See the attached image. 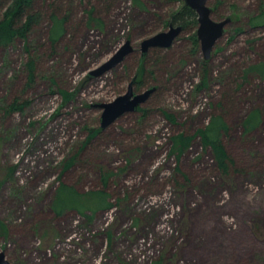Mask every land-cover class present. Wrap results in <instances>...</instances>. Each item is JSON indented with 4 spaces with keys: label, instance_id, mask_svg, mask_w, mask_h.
Wrapping results in <instances>:
<instances>
[{
    "label": "rangeland",
    "instance_id": "1",
    "mask_svg": "<svg viewBox=\"0 0 264 264\" xmlns=\"http://www.w3.org/2000/svg\"><path fill=\"white\" fill-rule=\"evenodd\" d=\"M102 1L36 0L42 18L27 38L0 46V250L10 264H264V72L249 69L264 63V25L251 24L264 0H209L212 19L231 18L209 57L191 39L198 24L151 48L153 74L134 90H159L105 128L97 104L126 91L140 42L184 2L115 0L101 28L86 25L85 9ZM50 5L72 14L55 40ZM127 39L133 52L88 76ZM15 100L21 109L9 111ZM213 114L225 123L227 173L198 136L171 152L172 135L195 134ZM61 183L104 189L112 207L57 214Z\"/></svg>",
    "mask_w": 264,
    "mask_h": 264
},
{
    "label": "trees",
    "instance_id": "2",
    "mask_svg": "<svg viewBox=\"0 0 264 264\" xmlns=\"http://www.w3.org/2000/svg\"><path fill=\"white\" fill-rule=\"evenodd\" d=\"M113 1L115 0H103L102 3L100 2L99 8L89 4V7L85 9L84 15L86 25H96L101 28L103 26V20L102 17H100L101 11L105 12V10H109ZM131 2L136 7L143 8L141 0H131ZM35 3L36 0H0V46L8 45L13 42L15 38H27L28 31L42 18V14L40 10H37ZM262 5H264V1ZM50 19L52 23L50 33L53 40L59 38L63 34L65 35L68 25L72 24V14L70 12L64 13L60 11L56 5L54 7L50 5ZM167 22L168 26L170 24L181 25L183 30H186L190 24H194V26L197 24V15L194 10L183 4L180 10L174 11L169 15ZM251 24L253 26L264 25V11H261V13L252 20ZM191 39L194 45H198L196 32L192 35ZM154 49L156 51L159 50L158 48ZM154 49H152V51H154ZM149 56L150 55L146 54V56L139 58V63L133 76L136 78L134 85H136L137 88L141 87L146 75L153 74L152 70H149L151 66H148L147 63ZM28 66L30 69L29 78H32L34 68L33 62L31 61ZM146 66H148V68H146ZM249 69L258 70L263 73L264 63L251 66ZM159 87V84L155 85L153 94L159 90ZM62 93L66 98V92L62 91ZM21 107L22 103L15 100L9 105V111H17L21 109ZM137 110H142V108L139 107ZM165 116L173 120L171 114L165 113ZM250 122L251 120L248 119L247 123ZM224 128L225 123L222 117L213 114L209 118V122L204 127L198 129L195 134L188 135L180 132L172 135L171 152L179 155L189 147L193 138L198 136L203 147L210 150L216 167L221 172L227 173L233 168V160L221 138V132ZM92 134L94 133H91V136L88 138L92 137ZM108 198L109 194L104 189L82 193L77 191L73 186L61 183L55 192L51 208L57 214L71 209L94 213L97 210H108L112 207V203Z\"/></svg>",
    "mask_w": 264,
    "mask_h": 264
},
{
    "label": "water",
    "instance_id": "3",
    "mask_svg": "<svg viewBox=\"0 0 264 264\" xmlns=\"http://www.w3.org/2000/svg\"><path fill=\"white\" fill-rule=\"evenodd\" d=\"M184 5L194 10L197 15L196 37L199 42L200 49L205 59L210 55L211 50L215 46L219 38L224 33V28L231 21L230 17L216 21L211 18V7L208 5L209 0H183ZM181 25L170 24L167 30L155 33L140 42L141 57L151 48H167L172 45L176 37L182 32ZM134 51L129 39L120 45L114 53L102 64L92 69L89 77H97L103 75L111 68L121 63L124 58ZM135 77L128 83L124 93L118 95L109 102L97 104L102 109L100 115L101 128H105L114 122L119 116L126 112H135L147 101L149 96L155 91V87H149L140 92L134 90ZM0 264H10L7 260L3 249L0 250Z\"/></svg>",
    "mask_w": 264,
    "mask_h": 264
},
{
    "label": "flooded vegetation",
    "instance_id": "4",
    "mask_svg": "<svg viewBox=\"0 0 264 264\" xmlns=\"http://www.w3.org/2000/svg\"><path fill=\"white\" fill-rule=\"evenodd\" d=\"M169 27V26H168ZM183 31V30H182Z\"/></svg>",
    "mask_w": 264,
    "mask_h": 264
}]
</instances>
